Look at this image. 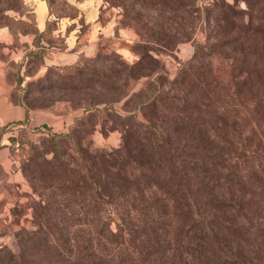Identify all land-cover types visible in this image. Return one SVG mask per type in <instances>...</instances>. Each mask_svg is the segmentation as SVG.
<instances>
[{"label":"trees","instance_id":"1","mask_svg":"<svg viewBox=\"0 0 264 264\" xmlns=\"http://www.w3.org/2000/svg\"><path fill=\"white\" fill-rule=\"evenodd\" d=\"M19 4L20 0H0V26L10 19L6 11L18 10ZM221 7L224 12L234 10L227 1ZM152 25L161 45L168 48L175 34L156 22ZM258 29L264 32L259 27L254 31ZM150 36L147 41H151ZM237 38L242 39L240 51L246 55L236 65L246 78L235 80L237 71L232 68L234 83L224 86L208 63H195L196 51L169 81L170 88L188 97L176 101L178 93L163 91L162 85L154 84L151 95L139 99L138 106L146 110L148 119L141 133L134 127L137 135L133 141L130 122L125 120L126 129L117 149L91 153L78 148L80 162L54 150L57 161L74 177L66 178L65 186L59 184L63 200L49 199L39 205L37 221L45 229L32 233L34 236L28 234L27 249L55 252L40 264H264V147H245L238 114L228 116L217 103L222 90L232 88L264 119L259 109L264 108V84L253 79L254 75L264 76V63H256L264 52L257 49L260 45L254 36L247 38L246 32H241ZM146 56L139 54L131 64L117 56L123 69L112 75L113 81L140 77L144 69L156 70L155 65L145 63ZM229 56L236 62L234 55ZM250 57L257 59L249 61ZM17 102L24 105L19 99ZM108 104L85 106L83 110L94 112ZM158 105L172 111H158ZM203 106L206 126L201 115L193 113ZM150 112L157 114L159 126L166 124L165 130L149 118ZM27 123L26 115L3 126L1 133ZM28 130L47 132L42 137L49 140L65 134L51 132L46 125ZM133 160L140 168L135 174L128 170ZM73 202L79 205L81 216L87 214L88 207L93 208V223L84 225L80 243L73 241L68 227L58 226L46 212H58L59 219L71 225L75 219ZM109 209L116 217L114 228L112 216L106 215ZM15 261L32 263L22 254Z\"/></svg>","mask_w":264,"mask_h":264},{"label":"rangeland","instance_id":"2","mask_svg":"<svg viewBox=\"0 0 264 264\" xmlns=\"http://www.w3.org/2000/svg\"><path fill=\"white\" fill-rule=\"evenodd\" d=\"M29 1L31 0H20L18 10H7L10 19L6 20L7 25L0 26V29L7 28L14 37L8 44L0 41V59L10 66L8 77L16 82L18 99L31 108H52L62 112L78 110L82 113L79 119L71 123L64 135L55 136L53 140L31 135L27 128L6 131L11 138L9 142L16 145L15 159L24 176V186H6V197L0 208V264H17L15 260L21 254L32 262L30 264L45 263L51 255H55L54 251L27 249V245H30L28 234L34 236L32 233L45 229L37 221L39 205L49 199L63 200L59 184L65 186L66 178L74 177L65 165L57 161L55 151L73 156L80 162L81 154L78 153V148L91 153L117 149L121 146L122 135L126 129L122 123L125 120L130 122L128 124L133 141L137 135L133 132L134 127L137 128L138 134L141 133L148 119L146 110L138 106L139 99L149 97L154 84L158 82L163 91L168 89L170 93H178L176 101H179L186 93L182 94L179 89L170 88L169 81L174 79L184 66L182 63L190 61L196 51L195 63H208L224 86L234 83L232 68L237 71L235 80L246 78V73L236 65L241 57L246 55L244 51H240L242 39H234L237 34L246 32L247 38L254 36V42L260 45L257 49L260 48L264 52V32L259 29L254 31L258 27L264 28V0H45L50 20L46 32L41 35L34 25V13ZM225 1L234 7L233 11L224 12V7L220 8L221 3ZM94 13L103 24L111 19L115 21V28H123L131 33V36L128 35L131 41L126 42V38L122 41L133 53V60L125 59L115 49L117 46L112 44L111 39L103 36L94 52L80 56L78 65L76 61L72 65L41 68V54L35 48L23 51L16 61L10 60V52L15 47L22 48L23 45L18 41L17 34L35 33L34 43L39 44L41 38H44L50 45L61 46L63 38L52 36L51 33V30L57 27L56 18H66L63 20L67 23L66 30L77 25L80 30L79 44L87 43L90 34V22L87 17ZM71 19L74 22H70ZM149 20H152V23H149ZM155 22L175 34L176 39L174 36L171 38L168 48L163 47V42L157 38L152 25ZM148 35H151V41L146 40ZM139 54H146L145 63L155 65L156 70L165 74L156 73L153 68L144 69L141 70L144 74L140 77L113 81L112 75L120 73L123 69L117 56L123 58L125 63L131 64L139 59ZM96 55L99 57L93 58ZM229 55H234L236 62ZM259 57L261 58L256 62L258 65L264 63V54ZM255 59L257 58L250 57L249 61ZM253 79L264 84V76L254 75ZM231 90H222L217 102L220 111L230 117L238 114L239 130L242 132L245 147H264V119L254 110L252 104L244 102L245 100H241ZM139 92L141 94L137 96ZM176 101L174 99V103ZM106 102L109 103L106 108L84 113L85 106L101 107ZM259 109L262 111L261 115L264 114V108ZM159 110L164 113L172 111L161 105H158ZM193 113L201 115L206 126V108L203 106L199 112L193 110ZM149 114L156 126L161 127L157 114ZM166 127L165 124L161 130ZM52 144H56L59 149L56 150ZM134 145L135 143H132V146ZM131 164L128 170L134 174L139 172L136 161L133 160ZM71 206L75 216L71 225L60 220L58 212H46L50 213L58 226L68 227L73 241L80 243L84 225L93 223V208L88 207L87 214L81 216L79 205L73 202ZM106 215L110 218L112 216L111 227L114 228L116 217L111 209ZM62 256L63 254L59 255Z\"/></svg>","mask_w":264,"mask_h":264},{"label":"crops","instance_id":"3","mask_svg":"<svg viewBox=\"0 0 264 264\" xmlns=\"http://www.w3.org/2000/svg\"><path fill=\"white\" fill-rule=\"evenodd\" d=\"M34 13L33 21L37 31L46 32L47 23L50 20L48 15V7L45 0L29 1ZM57 27L51 30L52 36L62 37L63 44L61 46L50 45L44 38H41L39 44L34 43L35 33L17 34L18 41L21 42L22 48L15 47L10 52V60H17L23 51L29 48H35L41 54V62L39 67L47 68L52 65H72L84 53L94 52L97 48L101 36L111 39L112 44L125 59L133 60L135 57L124 43L131 41L128 37L131 36L128 30L123 28H115V21L111 19L103 24L100 22L97 14L87 17L90 22V34L87 43L80 45L78 41L79 27L73 26L66 30V18H56ZM71 19L70 22H74ZM62 22H64L62 24ZM118 30V36H116ZM14 40L12 34L7 28L0 29V41L11 43ZM43 50V51H41ZM6 51V48H5ZM8 69L10 66L0 59V208L3 199L6 197V186L14 185L16 188L24 186V176L18 167L15 159L16 148L9 142V133H1V128L14 121H19L27 115V125L18 126L17 128H29L40 125H46L51 132L65 133L71 126V123L76 117H79L82 111L73 110L71 112H62L52 108H31L26 107L17 102L18 93H16V82L8 77ZM11 70V69H10ZM15 128V129H17ZM29 134L34 136H45L47 132L29 131ZM1 210V209H0Z\"/></svg>","mask_w":264,"mask_h":264},{"label":"built area","instance_id":"4","mask_svg":"<svg viewBox=\"0 0 264 264\" xmlns=\"http://www.w3.org/2000/svg\"><path fill=\"white\" fill-rule=\"evenodd\" d=\"M20 126H22V125H20ZM15 128H16V127H15ZM15 128H14V129H15Z\"/></svg>","mask_w":264,"mask_h":264}]
</instances>
